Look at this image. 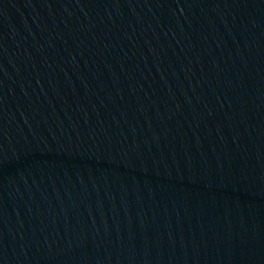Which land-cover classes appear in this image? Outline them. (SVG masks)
Segmentation results:
<instances>
[{
    "label": "water",
    "instance_id": "water-1",
    "mask_svg": "<svg viewBox=\"0 0 264 264\" xmlns=\"http://www.w3.org/2000/svg\"><path fill=\"white\" fill-rule=\"evenodd\" d=\"M0 264H264V0H0Z\"/></svg>",
    "mask_w": 264,
    "mask_h": 264
}]
</instances>
